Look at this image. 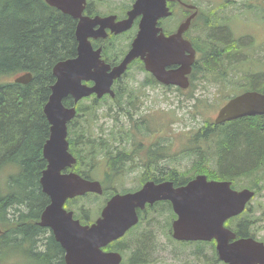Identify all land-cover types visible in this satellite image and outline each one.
<instances>
[{"label": "trees", "instance_id": "1", "mask_svg": "<svg viewBox=\"0 0 264 264\" xmlns=\"http://www.w3.org/2000/svg\"><path fill=\"white\" fill-rule=\"evenodd\" d=\"M87 11L90 14L96 13L91 2ZM76 25V19L49 6L45 0H0V79L5 77L14 79L17 75L26 72L33 74L32 81L27 84L15 83L13 80L0 81V180L4 178L3 174L8 176L5 177L4 184L0 185V225L4 229V233L0 235V248H10L15 253L5 257V264H66L63 247L56 241L53 234L47 231V228L38 226L36 221L49 203V197L43 192L40 183L42 172L46 168L42 148L49 138L50 127L44 113V106L51 95L52 85L56 82L52 71L54 65L60 60L76 55ZM213 33L214 29L212 36ZM221 40H224L223 43L226 44V39ZM208 44L205 42V45ZM224 51L220 49L219 54H210L206 60L197 61L194 72L202 76L219 72L223 82L235 86V92L241 91L244 87H254L250 89L264 92V84L253 85L251 80L235 85L233 81L243 79L245 76L239 71L233 77H227L226 72L229 67L224 69L223 67L228 63H231L230 67H234L241 60L238 61L234 56L225 57ZM124 52L125 50L114 49L112 41L106 43L103 55L108 62L114 64ZM222 52L228 62L218 60ZM250 74L256 75L255 80L264 79V73ZM214 83L220 84L218 81ZM218 89L221 87L219 86ZM131 96L137 98L136 106L126 105V101L133 103ZM64 103L67 106L72 105L73 99L68 98ZM116 103V105L102 103L101 99L93 97L88 104L80 101L76 105L79 115L73 124L76 129H79L69 132L70 150L78 157H80L79 151L82 152L83 161L87 165L79 170L89 178L94 179L95 169L93 170L91 165L96 166L99 152L104 153L115 149L114 141L104 139L103 143L109 147H103L98 151L97 142L100 134L98 120L113 119L117 125L120 117L132 119L137 112L141 111L143 105L140 96L135 95L132 90L119 93ZM101 109L103 111L100 113ZM142 120L143 124H147L151 129L145 116ZM146 131L147 128L144 127L142 133ZM115 133L117 132H109V134ZM126 134L127 141L131 142V133L126 132ZM214 136H217L216 146L219 156L217 170L209 167V161L201 155L198 145L199 141L212 139ZM191 138L192 145L194 144L191 153L195 158L201 156L192 164L194 173L204 172L211 178L229 179L233 182L240 178L250 181L255 178L256 181L248 186L264 188V116L245 117L218 126L207 121L206 125ZM157 145L160 149L151 146L148 150L149 165L158 154L154 152L158 150L161 152V155L159 154L152 163L153 167H159L154 172L160 170L162 177L165 175L174 182L186 183L191 175L186 176V172H179L172 168L179 166L181 156L180 158L178 155L165 156L166 153L162 154L165 145ZM178 173L184 175L180 178ZM107 177L112 178V175L107 174ZM113 192L115 191L111 188L107 189L109 195ZM88 195L79 200L82 202L87 200ZM91 195V197L97 196ZM167 210L165 207L157 210L159 217L164 221L168 215ZM248 214L249 212H243L237 217L240 219L235 227L238 236H257L256 230L246 223ZM76 215L86 223L93 220L90 218L89 211L83 213L80 209H76ZM142 223L143 221L140 224ZM160 223L159 218H154L150 226L159 229ZM163 229H160L161 233ZM158 232L146 228L140 234L132 235L131 233L130 240L122 243L124 246L117 245V247L131 251L133 264H150L149 261L155 255L154 252L159 245ZM188 243L192 242H182V245ZM199 244L204 245V243ZM214 246L213 242L211 248L213 249ZM204 248L202 246L195 251L198 256L204 255ZM214 255L215 258L206 261L208 264H215L219 260L213 250L210 255H204L208 258Z\"/></svg>", "mask_w": 264, "mask_h": 264}, {"label": "water", "instance_id": "2", "mask_svg": "<svg viewBox=\"0 0 264 264\" xmlns=\"http://www.w3.org/2000/svg\"><path fill=\"white\" fill-rule=\"evenodd\" d=\"M169 1L178 0H135L127 16L118 19L117 15L85 14L87 0H45L49 6L77 20L76 55L60 60L52 69L56 82L44 106V113L51 124L50 137L43 147L48 166L40 179L50 204L42 212L39 224L52 229L56 241L65 251L66 264H121L120 253L103 248L138 223L137 208L144 209L147 203L164 199L172 201L178 216L173 221L175 239H216L219 258L225 263L264 264L263 241L252 236L237 237L236 232L225 226L228 219L242 213L255 195V191L249 188L233 189L232 182L228 180H209L207 175L199 174L178 188H174L170 181L161 184L148 182L136 192L113 195L101 216L86 225L74 218L72 210L64 207L70 198L104 191L97 180L87 179L73 171L63 172L76 163V158L69 151L68 124L77 114L76 106H66L64 99L72 97L76 104L92 94L98 98L107 93L115 96L114 81L122 77L135 58L142 59L146 70L162 83L176 84L183 89L189 87L188 75L193 69L196 51L182 33L196 13L182 22L176 33L166 35L159 21L172 14ZM138 17V31L130 50L114 66L105 62L102 47L95 49L91 39L107 38L108 30L115 35L126 32ZM174 64H179V68L168 69ZM32 79L33 74L26 72L18 75L14 82L27 84ZM254 115H264V93L246 91L219 109L215 123Z\"/></svg>", "mask_w": 264, "mask_h": 264}, {"label": "rangeland", "instance_id": "3", "mask_svg": "<svg viewBox=\"0 0 264 264\" xmlns=\"http://www.w3.org/2000/svg\"><path fill=\"white\" fill-rule=\"evenodd\" d=\"M133 1L134 0H89L96 12L102 14L116 13L121 17L124 16L126 10L131 6ZM196 1L202 3L201 5L203 7H207L206 2L210 0ZM215 1L218 3L219 0ZM125 6H127L126 9H124ZM180 15L181 12L177 10L178 18ZM131 31L113 40L114 49L117 51L126 50L130 41L131 34L129 33ZM244 31L247 34H250V31L247 27H245ZM242 33L244 34V32ZM246 43L249 45L248 41ZM249 50L250 47L246 46L245 49L241 48L238 51H241L243 54L245 51ZM238 59L245 60H241V62L234 67H230L232 66L231 63H228L223 67V69L229 67L226 72L228 78L233 77L239 70L241 75H245L243 79L233 81L235 85H237V83L242 84L245 81L249 82L250 79L255 78V74H250L252 72L259 73L261 70L264 71V39L255 53V61H252L247 56L243 55L239 56ZM256 63L258 64L257 67ZM140 71L141 70L134 68L127 77V83H133L130 80V77L133 75H137L139 78H141L142 74H140ZM11 80H13V77H5L4 79H0L1 82H7ZM215 81L220 82V84H215ZM257 83L259 82L256 80L252 84L255 85ZM263 84L264 79L262 78L260 79V85ZM219 86L221 89H218ZM195 88L196 89L193 90L192 94L188 93L186 95H180L167 89L153 90L149 87L145 90L147 97L144 98L142 95L144 105L139 112V115H144L148 119L151 131L149 134L145 133L142 138L138 139L139 141L137 142V146L145 149V144L155 143V147H158L157 144H160L161 146L164 144L165 148H163L164 150H162V153H166L167 155L165 156L178 155L179 158L181 156L179 166H173L172 168H177L179 172H186L187 174L185 175H189L194 172V170H192V164L195 160L201 157L195 158V156L191 153V148L194 145H192L191 137L194 136L201 127L206 125L207 121H214L217 110L222 104L225 103L224 101H226L230 96L239 92H235V86L229 85L227 82H223V78L219 72H211L205 76H202V74H196ZM245 88L246 87H244L242 91L246 90ZM191 95L193 96L190 97ZM92 99L93 98H89L88 100L84 101V103L88 104L92 101ZM102 111L103 110L101 109L100 113ZM126 120L127 119L120 117V120L118 121L121 123H126ZM155 124L157 125V130H160V132H157V130L153 127ZM216 139L217 136H214L212 139L201 140L198 144L200 146L199 149L201 150V155H204V158L208 159L209 167L215 170L218 169L219 158L217 154ZM176 163L178 165V161H176ZM100 175L101 170L95 169L93 177ZM6 176L7 175L3 174L4 178L0 180V185L4 184ZM134 176H136V174L128 175L125 178L126 183L122 186H119V189L137 187V184H135L133 180ZM255 181V178L251 181L249 179L240 178L234 182V186L238 189H241ZM88 196L89 198L83 202L78 198L76 200L77 206H79V208H86V210L90 213V217L96 218L98 216L99 210L105 203L108 193L98 195L96 197H91V194ZM250 208L251 211L248 214V220L246 223L256 230V237L264 241V188H259L256 196L251 201ZM167 212L168 217L169 211ZM149 217L150 222L147 223L143 221L142 224L133 230L132 235L133 233L140 234L145 231L146 228H150L156 232L159 231V239H157L159 245L154 252L155 255L152 256L153 258H151L149 261L150 264H201L200 260L195 258L194 252L195 250L198 251V249L202 246L205 247L204 249L206 251V255L211 254V249L207 245L205 246L199 243L184 244V246L181 245V242L174 240L169 235L170 226L168 227L166 222L160 218L158 214L150 213ZM154 218H159L161 222L159 229L150 226ZM234 223H237V221ZM229 226L234 228L233 223H230ZM161 228H164L162 233L160 231ZM132 235L129 236L127 240H130ZM14 254L15 253H13V250L10 248H0V264H5L4 259L6 256Z\"/></svg>", "mask_w": 264, "mask_h": 264}, {"label": "flooded vegetation", "instance_id": "4", "mask_svg": "<svg viewBox=\"0 0 264 264\" xmlns=\"http://www.w3.org/2000/svg\"><path fill=\"white\" fill-rule=\"evenodd\" d=\"M201 4L202 3L196 0H181L180 2L177 1L175 4L177 7L175 11L176 18L169 25L167 20L163 21L164 33L166 35L175 33L178 30L181 23L190 14L192 15L193 13H196L190 27L185 31H183L182 36L184 39L192 43V46L196 51L197 59L201 57L202 60H206V57L210 56V54H214V53L219 54L221 49L222 51L225 50L224 51L226 55L225 57L234 56L235 59H238L239 56L243 55V56H247L250 60L255 61L254 60L255 53L259 48V46L261 45L262 40L264 39V0H219L218 3H216L215 0H210L206 2L207 4L206 8L203 7ZM186 5H193L195 8H188ZM177 10L181 12L179 18L177 16ZM245 27L249 29L250 34H247L244 31ZM213 29H214V33L212 36L211 33ZM220 29H222V31H219ZM242 32H244V34ZM221 39H226V44H224L223 43L224 40ZM99 41L100 40H98V42ZM247 41L249 45L246 43ZM205 42L209 44L205 45ZM246 46L250 47L249 51H245V53L243 54L241 51H238L241 48L245 49ZM224 53L222 52V54L218 58V60L221 62L228 61V59L224 57ZM245 59H238V61ZM142 63L143 62L141 61V59L134 60L129 66L130 70L128 71L127 75L134 68L141 70L140 67ZM257 66L258 64L256 63V67ZM172 68H176V65L172 66ZM260 73H264V71L261 70ZM140 74H142L141 78H139L137 75H133L130 77V80L134 84L125 82V77H121L117 79L113 85V88L116 92V96L118 97L119 93H127L129 90H132L135 95H139L141 100H143L141 95H143L144 98L147 97L145 90L148 89L149 86H151V84L152 87L150 88H152L153 90H160V89H167V90L175 89L176 91L180 90L178 87L165 86L163 83L156 81L151 76L152 74L148 71H140ZM192 77L193 74L191 78ZM250 80L251 83H254V81H256L254 78ZM257 81L260 84V80ZM250 88H254V87H250ZM129 93L131 95V92ZM131 98L133 99V103H128V101H126V105L132 107V105L134 104L136 106L137 98L134 96L133 97L131 96ZM116 99H117L116 97H112L111 95H105L101 100L102 103L111 101L113 104L116 105L117 104ZM108 120L109 119L106 118L98 120L100 124V128H99L100 134L97 142V149L99 151L103 147H109V145H105L103 143L104 139L106 141H114L113 147L115 149L104 153L100 151L97 157L96 166L91 165L93 170L94 169L101 170L102 174L100 175V178L104 181L106 185H109L112 189H117V187L122 186L126 183L125 178L131 174H136L133 180L134 183L137 184V187L129 188V190L126 191L140 190L148 182L160 184L162 182L169 180L165 177V175L164 177H162L160 170L154 172L159 168L152 166L154 160L159 157V154L161 155V152L159 150L158 152H154L158 154H156L157 156L155 155L153 161L149 165L148 150L151 146H154L155 143L147 144V147L145 146V149H142L141 147L137 146V142L139 141L138 139H140L143 134L142 129H144V127L147 128V124H143L144 121L142 120V116H140L138 112L136 114V117L134 116L132 119H127L126 123L119 122V124L116 125V121L114 120L108 121ZM73 121L74 120L70 121L69 123L68 126L69 132L70 131L74 132L75 130L79 129V128L78 129L75 128ZM108 123H113V124L109 125ZM111 131H115L117 133L109 134V132ZM126 132L131 133L132 135L131 142L127 141ZM50 133H51V127H49V136ZM80 143L81 142L79 140V144ZM157 148L159 147H156L155 149ZM72 153L77 158V161L73 167H66L63 170V172L68 173L71 171H75L84 176V174L79 170L87 165V163L83 161L82 152L79 151L80 157H78L76 153L74 152ZM42 154H43V148H42ZM45 166L46 168L48 166L47 160ZM174 169H176V171H179L177 168ZM107 174L112 175L111 180L107 178ZM84 177L89 178L88 176H84ZM174 185L178 186L179 184H176L174 182ZM114 191H118V190H114ZM75 202L76 200L74 201V203ZM160 202H165V204L169 205L172 210V204L170 201H159L156 202L152 207L159 205ZM48 204H50V198ZM69 207H72L74 209V212H76V208H77L76 205L71 204L70 201H67L65 204V208L70 209ZM79 209L83 213L87 211L86 208L84 209L81 207ZM138 212H140V209H138ZM75 218L80 219L82 224H91L96 220L93 219L91 223H86L83 222L81 218L77 215H75ZM40 219L41 216L36 221L38 226L47 228V231L53 234V231L50 227H44L39 224ZM124 238L125 237L112 242L108 247L105 248V250L119 251L123 254L124 257L123 264H133L131 261V256H132L131 251L127 250L126 248L117 247V245L124 246L122 245V243H127V241H122ZM112 245L114 247H112ZM197 259L202 261L203 264H208L205 260V256L200 257L197 255ZM216 264H224V263H222V261L219 262L216 261Z\"/></svg>", "mask_w": 264, "mask_h": 264}, {"label": "bare ground", "instance_id": "5", "mask_svg": "<svg viewBox=\"0 0 264 264\" xmlns=\"http://www.w3.org/2000/svg\"><path fill=\"white\" fill-rule=\"evenodd\" d=\"M56 78V77H55ZM50 127H51V125H50ZM47 141V140H46ZM46 143V142H45ZM45 145V144H44ZM44 147V146H43ZM8 177V176H7Z\"/></svg>", "mask_w": 264, "mask_h": 264}]
</instances>
